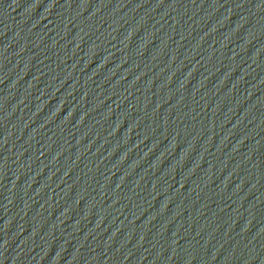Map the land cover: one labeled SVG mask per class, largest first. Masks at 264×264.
Here are the masks:
<instances>
[{
	"label": "water",
	"instance_id": "water-1",
	"mask_svg": "<svg viewBox=\"0 0 264 264\" xmlns=\"http://www.w3.org/2000/svg\"><path fill=\"white\" fill-rule=\"evenodd\" d=\"M0 264H264V0H0Z\"/></svg>",
	"mask_w": 264,
	"mask_h": 264
}]
</instances>
